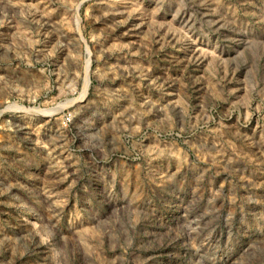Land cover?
<instances>
[{
  "label": "rangeland",
  "instance_id": "obj_1",
  "mask_svg": "<svg viewBox=\"0 0 264 264\" xmlns=\"http://www.w3.org/2000/svg\"><path fill=\"white\" fill-rule=\"evenodd\" d=\"M0 264H264V0H0Z\"/></svg>",
  "mask_w": 264,
  "mask_h": 264
}]
</instances>
